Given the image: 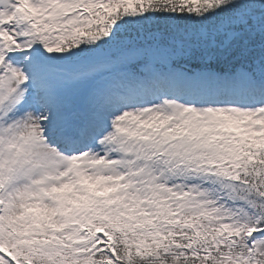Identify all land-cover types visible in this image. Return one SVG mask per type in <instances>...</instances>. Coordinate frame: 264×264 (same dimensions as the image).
<instances>
[{
    "label": "snow or ice",
    "instance_id": "6c2138e0",
    "mask_svg": "<svg viewBox=\"0 0 264 264\" xmlns=\"http://www.w3.org/2000/svg\"><path fill=\"white\" fill-rule=\"evenodd\" d=\"M0 264H264V0H0Z\"/></svg>",
    "mask_w": 264,
    "mask_h": 264
}]
</instances>
